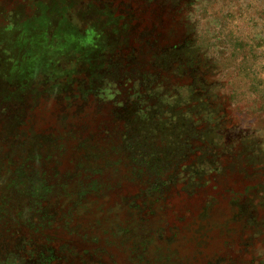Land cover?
Returning a JSON list of instances; mask_svg holds the SVG:
<instances>
[{"label":"rangeland","instance_id":"1","mask_svg":"<svg viewBox=\"0 0 264 264\" xmlns=\"http://www.w3.org/2000/svg\"><path fill=\"white\" fill-rule=\"evenodd\" d=\"M0 264H264V0H0Z\"/></svg>","mask_w":264,"mask_h":264}]
</instances>
